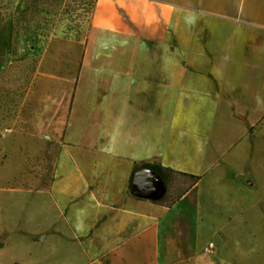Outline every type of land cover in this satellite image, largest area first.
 <instances>
[{
	"label": "crops",
	"instance_id": "1",
	"mask_svg": "<svg viewBox=\"0 0 264 264\" xmlns=\"http://www.w3.org/2000/svg\"><path fill=\"white\" fill-rule=\"evenodd\" d=\"M77 76L63 110H29L49 183L45 164L0 168V213L20 228L0 234V264H228L207 249L231 223L212 182L264 118V0H96ZM141 160L204 176L168 206L151 169L130 192Z\"/></svg>",
	"mask_w": 264,
	"mask_h": 264
},
{
	"label": "rangeland",
	"instance_id": "2",
	"mask_svg": "<svg viewBox=\"0 0 264 264\" xmlns=\"http://www.w3.org/2000/svg\"><path fill=\"white\" fill-rule=\"evenodd\" d=\"M95 4L96 0H0V168L14 161L28 168L45 164L49 183L54 152L27 147L29 110L35 97L48 105L50 96L59 110L68 105ZM184 184L176 178L175 191ZM212 189L220 219L231 220L228 234L220 231L215 237L213 252L230 249L222 256L228 264H264V118L239 144L232 163L216 174ZM18 193L14 198L21 197ZM0 196L10 205V191ZM4 219L0 213V234L20 232ZM33 226L39 233L41 227Z\"/></svg>",
	"mask_w": 264,
	"mask_h": 264
},
{
	"label": "trees",
	"instance_id": "3",
	"mask_svg": "<svg viewBox=\"0 0 264 264\" xmlns=\"http://www.w3.org/2000/svg\"><path fill=\"white\" fill-rule=\"evenodd\" d=\"M143 168H148L155 171L164 182L163 192L158 196H152L151 199L155 202L163 203L168 206L175 204L193 185H195L204 176V174L176 169L158 162L157 160H141L136 163L130 181V192L138 197H144V195H141L135 191L133 183L136 172ZM176 178L186 182V184L181 186L178 191H175V186L173 185ZM3 245V242L0 243V246Z\"/></svg>",
	"mask_w": 264,
	"mask_h": 264
},
{
	"label": "built area",
	"instance_id": "4",
	"mask_svg": "<svg viewBox=\"0 0 264 264\" xmlns=\"http://www.w3.org/2000/svg\"><path fill=\"white\" fill-rule=\"evenodd\" d=\"M213 242L210 244V246L207 248L208 250H211L212 249V246H213Z\"/></svg>",
	"mask_w": 264,
	"mask_h": 264
},
{
	"label": "water",
	"instance_id": "5",
	"mask_svg": "<svg viewBox=\"0 0 264 264\" xmlns=\"http://www.w3.org/2000/svg\"><path fill=\"white\" fill-rule=\"evenodd\" d=\"M161 178V177H160ZM163 181V180H162ZM163 184H164V182H163Z\"/></svg>",
	"mask_w": 264,
	"mask_h": 264
}]
</instances>
